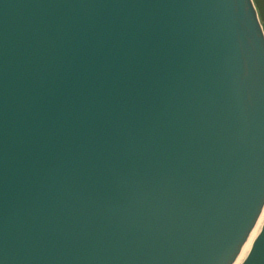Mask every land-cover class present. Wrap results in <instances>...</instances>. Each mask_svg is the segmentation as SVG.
Wrapping results in <instances>:
<instances>
[{"label": "water", "instance_id": "obj_1", "mask_svg": "<svg viewBox=\"0 0 264 264\" xmlns=\"http://www.w3.org/2000/svg\"><path fill=\"white\" fill-rule=\"evenodd\" d=\"M263 209L253 0H0V264H234Z\"/></svg>", "mask_w": 264, "mask_h": 264}, {"label": "bare ground", "instance_id": "obj_2", "mask_svg": "<svg viewBox=\"0 0 264 264\" xmlns=\"http://www.w3.org/2000/svg\"><path fill=\"white\" fill-rule=\"evenodd\" d=\"M263 222H264V209H263L254 229H253L252 235H251L248 243L246 244V246H245L244 250L242 251L240 257L236 260V262L234 264H241L242 261L245 259L248 252L250 251V248H251V245H252L254 238L256 237V235L258 234V232L261 229V225Z\"/></svg>", "mask_w": 264, "mask_h": 264}, {"label": "flooded vegetation", "instance_id": "obj_3", "mask_svg": "<svg viewBox=\"0 0 264 264\" xmlns=\"http://www.w3.org/2000/svg\"><path fill=\"white\" fill-rule=\"evenodd\" d=\"M257 9L262 26L264 25V0H253ZM264 29V26H263Z\"/></svg>", "mask_w": 264, "mask_h": 264}, {"label": "rangeland", "instance_id": "obj_4", "mask_svg": "<svg viewBox=\"0 0 264 264\" xmlns=\"http://www.w3.org/2000/svg\"><path fill=\"white\" fill-rule=\"evenodd\" d=\"M264 24V23H263ZM264 26V25H263Z\"/></svg>", "mask_w": 264, "mask_h": 264}]
</instances>
